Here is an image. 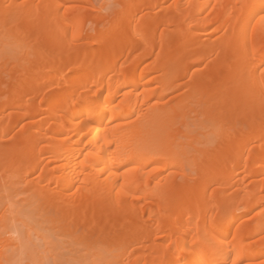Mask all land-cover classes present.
Returning a JSON list of instances; mask_svg holds the SVG:
<instances>
[{"label":"bare ground","instance_id":"bare-ground-1","mask_svg":"<svg viewBox=\"0 0 264 264\" xmlns=\"http://www.w3.org/2000/svg\"><path fill=\"white\" fill-rule=\"evenodd\" d=\"M108 2L0 0V264H264V0Z\"/></svg>","mask_w":264,"mask_h":264},{"label":"rangeland","instance_id":"rangeland-1","mask_svg":"<svg viewBox=\"0 0 264 264\" xmlns=\"http://www.w3.org/2000/svg\"><path fill=\"white\" fill-rule=\"evenodd\" d=\"M92 2H94V4L95 5H99L100 3H101V0H92ZM118 2H119V0H109V2L107 3L108 5H107V7H106V9L103 11V12H92V14H93V17H106L107 15H110L114 10H116L117 9V6H118ZM183 10H184V8L183 7H181ZM91 14V13H90ZM91 14V15H92ZM92 17V18H93ZM94 19V18H93ZM94 23H96L95 22V20H94V22H91L88 26H87V31H88V38H86V39H83V40H81L79 43H81L83 46L82 47H84L85 48V50H87V51H89V50H91V49H93L95 46L93 45V44H91V43H88V40H90L91 39V36H92V34L94 33L93 32V29H94V27H96L97 26V24H96V26H95V24ZM98 24L100 23V22H97ZM101 25V23L99 24V26ZM104 26H105V24H104ZM251 117H252V114L251 113H249V112H246V113H243V114H240V115H238L230 124H231V126H233V127H235L236 129H238V130H242L243 129V131L244 130H249L250 128H248V127H250L251 125ZM250 118V119H249ZM19 129V127L17 128V130ZM241 213V211H239L238 212V214H240ZM146 215H147V213H146ZM146 215H145V217H146ZM94 217L96 218L95 220H96V223L94 224V225H80V226H77V228L78 227H80L79 229H76L75 228V226H74V228L75 229H70V227L68 228V231L69 230H71L72 231V233H71V235L70 236H68V237H70V238H68V239H71V240H73V241H75L76 240V236L77 235H81L80 233H84V234H82V235H85V236H82V237H84L85 239H86V241L88 242V241H90V242H88L90 245L89 246H91L92 245V243H94L95 241H97V242H99L98 244H96V243H94V245L92 246V248L93 249H95V246L96 245H98V246H96V248L97 247H100L99 248V250L100 249H106L107 248V245H108V243L112 240V237L114 238L117 234H118V230L120 229V225H117L116 223V225H113V223H111L108 219V217H106L105 215H104V213H97V214H94ZM99 220V221H98ZM108 220V221H107ZM108 222L110 223V226L108 225ZM103 223V224H102ZM105 223L107 224V225H105ZM112 224V225H111ZM107 226H109V227H107ZM72 227V226H71ZM82 227V228H81ZM89 227V228H88ZM97 227H99V228H97ZM109 228V229H108ZM112 228H113V230H112ZM98 229V230H97ZM105 229H108L107 230V232L106 231H103V230H105ZM81 230H83V231H85V232H82ZM99 230H101V234H99L100 233V231ZM99 232V233H98ZM114 232V233H113ZM77 234V235H76ZM102 235V236H101ZM113 235V236H112ZM87 236V237H86ZM103 236H104V238H103ZM110 236V237H109ZM95 239H97V240H95ZM94 241V242H92V241ZM110 240V241H109ZM101 243V244H100ZM79 247H86L85 249L83 248V250L82 249H80ZM92 249V250H93ZM89 250H91V247H89V249H88V247L87 246H80V245H76L75 246V250H74V253H73V258H74V260H73V262L72 261H70V262H72L71 264H85V260H84V258L86 259V257L88 256H86V253L88 254L89 253ZM91 250V251H92ZM97 250V249H96ZM115 250V249H114ZM118 249H116L115 251H114V254H113V257H114V255L115 254H118V251H117ZM83 251H85V252H83ZM93 252V251H92ZM64 253V255H66V258H64L63 259V257H61V259H58V264H67L66 262H64V260H66L67 258H68V251L67 252H65V249H64V251L62 250V254ZM65 253H67V254H65ZM77 254V255H76ZM76 258H75V257ZM116 256V255H115ZM72 258V259H73ZM67 260H69V259H67ZM69 261H68V263H70ZM83 262V263H82Z\"/></svg>","mask_w":264,"mask_h":264}]
</instances>
